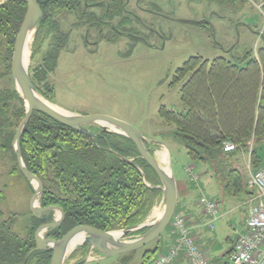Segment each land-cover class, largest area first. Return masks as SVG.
<instances>
[{"label": "trees", "instance_id": "16d2710c", "mask_svg": "<svg viewBox=\"0 0 264 264\" xmlns=\"http://www.w3.org/2000/svg\"><path fill=\"white\" fill-rule=\"evenodd\" d=\"M125 1L49 0L45 8L48 13L34 34L32 61L42 48L45 50L40 65L29 70L30 81L45 100L54 103V87L49 77L74 28L86 27L87 31L95 30V34L101 35L108 27L102 20L111 22L112 34H136L133 29L126 30L131 20L138 22V19L126 11ZM136 1L141 4L138 8L144 10V0ZM201 1L230 12L242 10L246 2ZM25 12L23 2L0 1V47L6 48L5 69L13 99L18 104L0 121V153L4 156H13L11 143L25 114L24 102L14 88L10 73L13 44ZM65 14L74 16L80 26L67 30L62 25ZM248 55L234 61L225 57L211 61L201 56L190 57L175 71L172 80L173 85L183 83L179 96L185 111L178 113L163 106L158 110L160 119L173 128L172 140L183 147L189 161L199 166L201 173L210 175L224 195L244 199L256 193L248 187L250 175L264 169V45L258 61ZM227 144L233 145L234 151L225 153L223 147ZM19 147L26 169L42 184L40 206L59 207L64 212L60 227L46 233V238L59 240L79 225L104 232L135 227L146 220L161 196L160 190L145 185V182L150 186L159 184L155 173L139 157L134 144L121 135L104 132L97 134L93 142L90 137L33 112L21 133ZM242 155L248 156L247 169L240 164ZM51 218L49 213L47 221ZM10 219L0 222V264H23L35 247L33 234L40 221L30 214L23 236H18L11 230ZM167 228L164 234L169 231ZM162 238L154 244L161 243ZM145 248L141 264H152L162 248L159 245L152 250ZM84 255L85 248L80 247L70 258ZM50 260L49 251L33 252L27 264H49Z\"/></svg>", "mask_w": 264, "mask_h": 264}, {"label": "rangeland", "instance_id": "374dc122", "mask_svg": "<svg viewBox=\"0 0 264 264\" xmlns=\"http://www.w3.org/2000/svg\"><path fill=\"white\" fill-rule=\"evenodd\" d=\"M143 3L146 12L138 8L141 6L138 1H125L126 11L140 19L138 22L131 20L126 30L133 29L136 35L144 36L148 39V46L139 41V36L128 37L130 33L115 35L104 28L99 35L95 30L86 33V27L73 29L75 25L80 26L74 16H62L65 17L62 25L73 30L65 49L59 53L54 73L49 77L54 87L53 104L80 115H103L128 124L149 141L163 144L151 145V148L160 163L165 164L160 153L166 151L169 154L167 162L175 181L184 179V169H188L192 176H196V181L190 182L198 184L201 168L191 163L183 147L172 140L170 132L173 128L160 119L158 110L163 106L178 113L185 111L179 96L183 83L173 85L172 80L175 71L190 57L201 56L210 61L225 57L234 61L250 54V58L258 61L264 39V0H246L242 10L231 12L221 11L219 6L201 0H144ZM153 12L161 16H155ZM114 22L118 20L114 19ZM149 27L164 38L157 40L149 33ZM44 50L45 47L32 61L31 48L28 71L40 65ZM5 51V47H0V121L14 111L11 108L18 107L5 69ZM5 156L0 153V222L11 218L12 232L23 236L33 188L31 190L20 175L11 154ZM240 162L245 166V159ZM203 189L206 194H211L207 187ZM211 199L217 202L213 197ZM162 208L163 200L159 196L148 216L155 209L161 211ZM51 214L53 220L59 217L56 212ZM134 236L131 233L125 239ZM173 242L174 239L171 245ZM155 247L150 244L147 249ZM143 249L135 254L141 255ZM97 257L84 264H121L124 259L123 255L108 259ZM80 258H68L66 264L76 263Z\"/></svg>", "mask_w": 264, "mask_h": 264}, {"label": "water", "instance_id": "95a60500", "mask_svg": "<svg viewBox=\"0 0 264 264\" xmlns=\"http://www.w3.org/2000/svg\"><path fill=\"white\" fill-rule=\"evenodd\" d=\"M14 1H20L26 4V12L13 44L10 69L14 88L24 102L25 114L17 126L11 148L21 176L33 188V195L29 202L31 216L36 220H45L48 213L56 212L59 215L53 222L43 224L34 231L33 240L35 247L29 251L23 264H27V260L33 252L40 251H49L51 253L49 264H66L68 258H70L76 249L84 247V257H81L76 263H72L84 264L85 262L95 261L96 258H99L97 256L108 259L113 256L131 254L139 249L145 248L163 236L176 210L177 186L169 162H165V164L160 163L157 154L155 155L151 148V145L163 144L149 141L137 130L120 120L103 115H80L63 110L57 105L45 100L30 81L28 63L26 65L23 63V52L27 40L32 34L29 48L31 54L34 34L38 25L48 13L45 8L49 0ZM51 107H56L60 111H56ZM33 112H40L76 132L86 135L93 142L97 134L104 132H112L130 140L136 147L139 157L152 169L159 181L157 186H150L146 182L145 185L160 190L163 200V208L159 211L160 215L155 218H152V215H150L143 223L128 229L104 232L91 226L79 225L70 229L59 240L45 238L46 233L60 227L64 219V212L59 207L40 206V200L43 194L42 184L34 174L26 169L21 158L19 147L20 136ZM168 157L167 160L169 161ZM120 158L130 164L133 163V161H129L123 157ZM142 229L148 230L144 234L134 236L133 239H125L128 234H133ZM116 233L119 234L117 238L114 237ZM76 237L81 238L82 241L77 247L70 250V243Z\"/></svg>", "mask_w": 264, "mask_h": 264}, {"label": "crops", "instance_id": "0c3cea01", "mask_svg": "<svg viewBox=\"0 0 264 264\" xmlns=\"http://www.w3.org/2000/svg\"><path fill=\"white\" fill-rule=\"evenodd\" d=\"M242 158L246 160L245 166H242L247 169L248 156L242 155L240 160ZM176 185L177 203L175 215L184 219L189 229L190 236L195 244L199 248L207 251L215 264H227L233 242L236 237L244 231L245 221L248 218L249 206L255 201H252L251 198L244 199V197L241 196L232 197L224 195L220 185L210 175H205L203 173L200 174L198 184L189 182L185 174L184 179L176 181ZM204 186L211 190V194H206L205 189H203ZM201 197H206L208 199L213 197L217 201V217L210 218L203 212L199 205V199ZM237 222H240V224L237 225ZM218 223H221V225L218 226ZM162 239V242L158 245L162 248L161 253H165L168 251L174 238L170 234V231H167ZM152 244L158 246L156 243ZM150 248L149 250L153 249ZM133 256H135L134 259ZM142 256L143 253L141 255H136L135 252L125 255L123 256L124 259L121 260V264L124 263V261L126 264H141L140 260ZM171 264L193 263H191L184 252H181Z\"/></svg>", "mask_w": 264, "mask_h": 264}, {"label": "built area", "instance_id": "2783aa9c", "mask_svg": "<svg viewBox=\"0 0 264 264\" xmlns=\"http://www.w3.org/2000/svg\"><path fill=\"white\" fill-rule=\"evenodd\" d=\"M225 153L234 151L233 145L223 147ZM186 169L190 180H196ZM250 190L255 191L248 210V218L244 231L237 236L229 254L227 264H264V169L250 175L248 181ZM199 205L210 218L218 215V205L215 201L202 197ZM171 233L174 243L165 255L159 256L153 264H170L181 252H184L193 264H214L207 251L199 248L189 235L185 221L175 216L171 223Z\"/></svg>", "mask_w": 264, "mask_h": 264}, {"label": "flooded vegetation", "instance_id": "af4514ba", "mask_svg": "<svg viewBox=\"0 0 264 264\" xmlns=\"http://www.w3.org/2000/svg\"><path fill=\"white\" fill-rule=\"evenodd\" d=\"M107 8H108V6H107ZM141 11H145L146 12V10H142L141 9ZM105 14H106V12H105ZM151 14H152V12H151ZM153 14L156 16H161V14H157L156 12H153ZM134 17H136L137 19H138V21L140 20L138 17H137V15L136 14H134L133 15ZM101 22L103 23V24H105L106 26H108L107 28H108V30L111 28L112 30H113V25L111 24V22H108V21H102L101 20ZM86 33H88V31L86 32ZM119 33V35H123V34H125V32H118ZM149 33L151 34V35H153L157 40H160V39H163L164 38V36L160 33V32H158V31H156V30H153V28L152 27H149ZM129 36L128 37H130V38H137L138 36L140 37V39H139V41H143V42H145V44L147 43V41H148V39H146L144 36H141V35H136V34H128ZM133 36V37H132ZM84 41L86 42L87 41V34H85V37H84ZM149 44L147 43V46H148ZM5 157H7V156H5ZM12 158H14V161H15V163H16V159H15V157H14V155L13 156H11ZM17 168H18V166H17ZM49 215V213L46 215V219L45 220H38V221H40L39 223H37L38 225H37V227H36V229L38 228V227H40L41 225H43V224H47V223H51V222H53V217L51 218V220L50 221H47V216ZM35 229V230H36ZM46 238V237H45Z\"/></svg>", "mask_w": 264, "mask_h": 264}, {"label": "bare ground", "instance_id": "6f19581e", "mask_svg": "<svg viewBox=\"0 0 264 264\" xmlns=\"http://www.w3.org/2000/svg\"><path fill=\"white\" fill-rule=\"evenodd\" d=\"M31 36H32V34L30 35V38H31ZM30 38L27 40V43H26V45H25V47H24V52H23V63H24V65H26V63H28V58H29V54H30V50H29V48H30ZM51 108H53L54 110H56V111H60L59 109H57L56 107H51ZM161 155V158H162V161H165V162H167V153H166V151H163V152H161L160 153ZM160 214H159V211H158V209L156 210L155 209V211L152 213V218L154 217H158ZM115 236L114 237H118L119 236V234L118 233H116V234H114ZM81 238H79V237H76V238H74L72 241H71V243H70V250L71 249H73V248H75V247H77L80 243H81Z\"/></svg>", "mask_w": 264, "mask_h": 264}]
</instances>
